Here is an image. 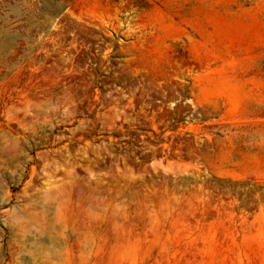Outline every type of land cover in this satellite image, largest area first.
<instances>
[{
  "label": "rangeland",
  "instance_id": "rangeland-1",
  "mask_svg": "<svg viewBox=\"0 0 264 264\" xmlns=\"http://www.w3.org/2000/svg\"><path fill=\"white\" fill-rule=\"evenodd\" d=\"M0 264H264V0H0Z\"/></svg>",
  "mask_w": 264,
  "mask_h": 264
}]
</instances>
